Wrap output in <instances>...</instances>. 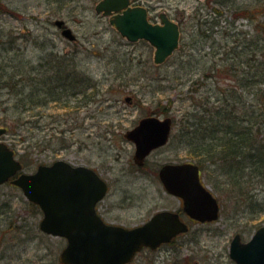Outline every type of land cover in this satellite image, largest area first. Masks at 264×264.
Instances as JSON below:
<instances>
[{
	"label": "rangeland",
	"instance_id": "374dc122",
	"mask_svg": "<svg viewBox=\"0 0 264 264\" xmlns=\"http://www.w3.org/2000/svg\"><path fill=\"white\" fill-rule=\"evenodd\" d=\"M97 1L0 0L2 138L26 172L58 159L94 168L109 184L98 213L112 224L138 226L159 210H180L181 200L164 190L158 171L167 162L197 163L187 129L200 105L216 108L221 97L241 95L239 119L256 117L264 107L248 91L264 82H248L249 73L227 64L247 67L238 61L251 56L242 43L256 34V20L264 21V0H141L156 20L165 11L179 22V47L160 65L149 42H128L108 16L95 12ZM245 7L256 8L254 19L234 20L235 10ZM55 19L71 28L76 41L60 34ZM154 114L170 116L174 127L166 146L140 167L124 133ZM246 165L206 163L201 178L219 201V218L198 223L182 215L189 222L186 233L156 250L141 249L129 264H236L231 238L238 232L246 241L264 225V170L255 160ZM41 217L20 187L0 184V264H61L66 239L42 232Z\"/></svg>",
	"mask_w": 264,
	"mask_h": 264
},
{
	"label": "water",
	"instance_id": "95a60500",
	"mask_svg": "<svg viewBox=\"0 0 264 264\" xmlns=\"http://www.w3.org/2000/svg\"><path fill=\"white\" fill-rule=\"evenodd\" d=\"M130 0H99L95 12L109 16V23L129 42L144 39L154 47L153 61L162 64L179 46L180 30L163 13L161 24L147 20L144 7L130 6ZM69 41L76 35L61 19L54 21ZM171 117L144 116L124 134L134 143L133 160L142 165L145 158L169 140ZM6 128L0 127V136ZM22 168L12 149L0 141V183ZM159 178L167 192L183 200L182 210L197 221H213L219 216L218 199L199 177L192 162H167L159 168ZM12 183L42 210L39 228L47 234L66 238L59 253L62 264H127L142 247L156 249L161 243L188 229L179 213L162 209L135 227L105 223L96 213L95 203L105 196L107 183L94 169L73 165L63 159L40 164L34 172H21ZM230 257L236 264H264V225L246 241L239 233L230 240ZM197 264V263H193Z\"/></svg>",
	"mask_w": 264,
	"mask_h": 264
},
{
	"label": "trees",
	"instance_id": "16d2710c",
	"mask_svg": "<svg viewBox=\"0 0 264 264\" xmlns=\"http://www.w3.org/2000/svg\"><path fill=\"white\" fill-rule=\"evenodd\" d=\"M215 10L218 14L222 13V10L217 7H215ZM255 10L256 8L249 9L247 7L235 10L232 17H234V20L239 17L251 20L254 19L253 13ZM254 27L257 28L256 34H250V38L242 43V51L250 50L251 56L248 60H238L240 64L246 62L247 67L238 69V64L232 66L235 64V60L231 62L227 60V64L231 65L233 70L239 71L240 74L241 70L245 71V74L242 75L247 74L248 77L249 73V78H246L248 82L251 80L264 82V21L257 19ZM259 50H262L260 54H258ZM16 74L18 73L15 72L14 75L16 76ZM210 76L212 75L210 74ZM253 87V85H249L248 91L254 92L253 96L260 97L258 104L259 101L264 103V87H255V89ZM221 98H224V100L219 102L216 108H214L215 106L210 107L208 104L200 105L197 112L194 113L197 119L193 116L192 118L196 120L188 123L193 127L187 129V135L190 134L191 138L187 146L189 147L190 157L197 162L201 170L206 163L217 161H223L230 165L235 164L242 169L247 167L246 162L248 159L255 160L258 168L264 170V107L258 108L260 111L256 117L255 114H250L249 117L245 116L239 119L235 107L241 102V95L231 94ZM230 102L231 106H228ZM250 110L255 111L253 106ZM261 115L263 116L259 118ZM196 136H199L198 140L195 139ZM243 173L244 170H242L241 177L235 180L234 185L237 188L243 178ZM32 204L35 205L33 202Z\"/></svg>",
	"mask_w": 264,
	"mask_h": 264
},
{
	"label": "flooded vegetation",
	"instance_id": "af4514ba",
	"mask_svg": "<svg viewBox=\"0 0 264 264\" xmlns=\"http://www.w3.org/2000/svg\"><path fill=\"white\" fill-rule=\"evenodd\" d=\"M130 5L132 6V7H139V6H141V7H144L145 8V10L147 11V19L149 20V21H151V22H153V23H161V15H162V13L163 12H165V11H160V13H158V20H156V17H153V16H151L150 15V10H149V8L141 1V0H131V2H130ZM167 13V12H166ZM168 14V13H167ZM145 163H146V160H145V162H144V164L143 165H145ZM142 165V166H143ZM141 167V166H140ZM159 177V176H158ZM180 200V199H179ZM98 205V204H97ZM182 206H183V202H182V200H181V208H180V210H174V211H176V212H178L179 213V216H180V219H182L184 222H186L187 223V225L189 226V222L188 221H186L183 217H182V215H186L187 216V219L189 220V221H194V222H198L199 223V221H196V220H194V219H192V218H190L183 210H182ZM97 211H98V207H97ZM181 234H183V233H181ZM181 234H179V235H177V236H175L174 238H172L171 239V242H174V240L178 237V236H180ZM170 242V243H171Z\"/></svg>",
	"mask_w": 264,
	"mask_h": 264
}]
</instances>
